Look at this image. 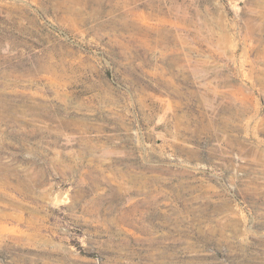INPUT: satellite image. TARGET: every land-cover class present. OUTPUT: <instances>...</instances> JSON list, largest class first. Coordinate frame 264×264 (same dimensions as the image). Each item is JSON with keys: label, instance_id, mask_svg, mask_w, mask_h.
I'll list each match as a JSON object with an SVG mask.
<instances>
[{"label": "rangeland", "instance_id": "rangeland-1", "mask_svg": "<svg viewBox=\"0 0 264 264\" xmlns=\"http://www.w3.org/2000/svg\"><path fill=\"white\" fill-rule=\"evenodd\" d=\"M0 264H264V0H0Z\"/></svg>", "mask_w": 264, "mask_h": 264}]
</instances>
